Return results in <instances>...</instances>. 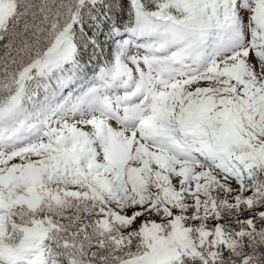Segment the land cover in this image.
Here are the masks:
<instances>
[{
    "label": "snow or ice",
    "instance_id": "1",
    "mask_svg": "<svg viewBox=\"0 0 264 264\" xmlns=\"http://www.w3.org/2000/svg\"><path fill=\"white\" fill-rule=\"evenodd\" d=\"M0 264H264V0H0Z\"/></svg>",
    "mask_w": 264,
    "mask_h": 264
}]
</instances>
